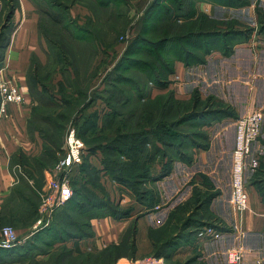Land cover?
Returning <instances> with one entry per match:
<instances>
[{
	"label": "rangeland",
	"instance_id": "374dc122",
	"mask_svg": "<svg viewBox=\"0 0 264 264\" xmlns=\"http://www.w3.org/2000/svg\"><path fill=\"white\" fill-rule=\"evenodd\" d=\"M22 1L0 0L2 71L5 50L16 23H20L24 16L28 18L31 15L27 7H22ZM29 1L34 5L31 13L36 12L37 23H40L42 44L28 71L31 76L27 75V80L30 79L31 84L35 85L33 87H36L32 89L30 81L28 82L34 97L28 129L34 137L45 135L56 138L61 147L55 158L50 155L53 154L52 151L48 150L36 155L20 153L13 160V168L21 178H30L28 175L31 176V171L24 167V163H27L38 175V181L45 182L43 170L37 168V159L43 154L46 160H51L48 167H53L65 154L62 147L71 127L76 129L77 135L87 146L82 163L72 173V187L77 195V202L57 207L49 217L44 218L39 212L43 186L39 192L38 216L36 215L34 229L53 225L55 230H51L52 239L62 230L71 232V235L80 231L90 232V217L92 214L98 215V210L104 208L102 203L106 207L100 213L115 212L119 216L123 215V219L134 215L137 204H141L146 210L161 208L157 181L169 175L174 163L178 161L192 165L195 153L206 145L208 147L211 142L210 126L222 119L215 120L210 112L221 102L215 97L201 98L202 101H197L198 106L190 108L188 102L194 93L190 98L182 99L173 92L175 88L170 87L173 83L172 73L179 61L177 58L203 55L201 49L205 46V41L209 40L205 39L199 45L200 48L188 47L192 53L184 50L183 43L177 46L167 42L158 48L154 46V42L179 32L173 21L180 22H177L179 25L192 22L193 17L179 16L181 10H177L175 0H104L101 4L105 9L101 7L100 0ZM55 1H61L67 6H60ZM193 1L196 5L194 10L206 15L201 22L206 23L208 29L211 28V19H214L213 23H218L221 34L229 29H236L245 31L248 36L251 35L250 38L261 34L264 36V27L261 26L264 23V4L260 0H249L248 5L227 8L215 7L214 5L219 4L215 0ZM155 2L154 10L148 15V10ZM199 2L214 4L206 7ZM187 11L188 7L183 9V12ZM248 27L254 29L252 33L246 32ZM219 44L222 42L215 47L221 48ZM172 70L174 71L168 73ZM4 72L3 77L6 78ZM13 78L6 79L18 83ZM43 85L48 86V92ZM171 94L176 101L182 103L172 101L168 112H165L162 106ZM213 103L216 104L212 105ZM193 111H202L208 115L198 112L200 116L197 118L181 120ZM143 133L147 134V141L150 143L143 140ZM260 139L261 137L259 141ZM106 146L109 149L103 153V147L107 149ZM111 148L116 150H110ZM138 156L143 160L139 166L137 163L132 164L134 157ZM90 172L93 178L89 176ZM145 174L147 177H143ZM197 176L201 184L209 185L206 177ZM194 182L195 180H191L189 184ZM251 183L259 189L264 186V154L259 158ZM197 187L194 186L192 195L185 202L171 209L165 228L150 230L152 251L136 258L133 244L135 230L131 227L127 229L122 241L104 248L107 251L105 255L108 256L103 260L100 259V253L96 254L98 260L81 262L82 258L78 259L84 257L81 253L78 256L74 254L72 260L65 264H118L117 258L125 261V264H151L153 261L156 264H208L202 243L221 239L230 227L209 209L210 201L217 192L212 191L211 187L207 190ZM34 199L33 197L31 200ZM19 202L17 199L10 202L13 210L21 206ZM65 212L71 214V219L64 216ZM82 212H86L87 216L82 215ZM17 214L18 212L15 216ZM40 219H43L41 223L38 222ZM70 220L75 225L71 226ZM5 225L15 227L10 221L3 222L1 226ZM214 232L220 233L217 239ZM18 235L19 242L13 247L4 248L5 250L19 249L21 245L27 244L29 236H21L19 232ZM61 239L60 233H57L56 240ZM183 245L190 247L185 248L184 252H177ZM73 247H77L75 239ZM47 249L43 245L42 250ZM115 250L119 254L110 262ZM90 254L94 255L87 253ZM39 259H46V256L41 255ZM255 261L256 259L251 262ZM0 264H3L1 260ZM46 264L55 262L47 261Z\"/></svg>",
	"mask_w": 264,
	"mask_h": 264
},
{
	"label": "crops",
	"instance_id": "0c3cea01",
	"mask_svg": "<svg viewBox=\"0 0 264 264\" xmlns=\"http://www.w3.org/2000/svg\"><path fill=\"white\" fill-rule=\"evenodd\" d=\"M200 3L206 7L214 4ZM260 3L264 4V0H260ZM214 6L228 7L221 4ZM22 7H27L31 15L28 18L24 16L20 23H16L4 57L5 77H15L18 80L26 100L23 104L10 103L8 113L0 117V232L3 222L10 221L21 236H29V239L27 244L21 245L19 249L1 248V263L46 264L47 261L50 262L53 253L63 251V248L73 255L88 252L94 255L100 254L107 245L122 241L127 229L131 227L135 230L133 244L136 258H139L143 253L153 249L150 230L165 228L171 209L185 202L192 195L194 186H198L197 189L207 190L211 187L212 191L217 192L210 201L209 209L230 227L221 239L202 243L201 247L208 264H230L227 251L240 248L245 262L262 259L264 264V196L260 189L251 183L259 158L264 154V122L260 141H257L254 151L246 158L245 181L249 200L247 211L239 212L235 208L232 189V162L237 120L240 116L252 112L264 113V36L262 34L235 44L231 54H224L214 48L206 55L203 62L190 64L182 60L176 62L175 71L172 73L173 83L170 87L175 88L173 92L178 98L188 99L194 92H198L201 98L213 96L229 105L235 114L224 117L210 126L211 142L207 148L199 149L195 153L192 165L178 161L174 163L169 175L157 181L161 208L146 210L144 206L137 204L134 215L129 219H115L112 216L91 218L92 235L79 239L55 240L49 252L43 254L38 251L39 254L29 256L28 245L31 244L36 249L43 248L42 236H47L52 231L46 227L34 229L38 216L39 192L46 184V170L49 167L40 169L45 176V182L42 183L38 181L36 178L38 175L26 165L27 163H24V167L31 171V176L28 175L30 178H21L13 168V160L20 153L41 154L45 147L44 139L38 135L32 136L28 129L34 97L28 86L27 75L33 55H38L37 51L40 52L42 34L36 12L31 13L34 11V5L29 0H23ZM165 91L167 90H163ZM197 175L206 177L209 185L201 184ZM191 180L195 182L190 185ZM31 197L35 199L31 200ZM16 199L20 201L21 206L13 210L10 202ZM16 212L18 214L15 216ZM74 239L77 242L75 248ZM189 247L190 245H183L177 252H184L185 248ZM41 255H45L46 259H39ZM96 259L98 260V257ZM118 259L116 263L118 261L120 264L121 261Z\"/></svg>",
	"mask_w": 264,
	"mask_h": 264
},
{
	"label": "built area",
	"instance_id": "2783aa9c",
	"mask_svg": "<svg viewBox=\"0 0 264 264\" xmlns=\"http://www.w3.org/2000/svg\"><path fill=\"white\" fill-rule=\"evenodd\" d=\"M0 117L8 113L10 103L22 104L26 96L19 84L3 77L0 69ZM264 113L252 112L240 116L237 120L235 147L232 162L233 204L239 212L249 209L248 192L246 189L245 169L246 158L252 153L254 146L261 137ZM63 153L59 161L46 170L47 181L42 191L39 212L43 217H49L57 207L64 205L73 196L72 173L82 163L87 153L85 142L77 135L76 129L71 127L66 136V143L62 147ZM59 154H61L59 152ZM43 218V219H44ZM40 219L38 222H42ZM264 219V215H263ZM48 224V223H46ZM264 228V223H263ZM217 239L220 233L214 232ZM15 227L5 225L0 232V248H10L19 242ZM230 264H263L262 259L247 263L242 250H230L227 254Z\"/></svg>",
	"mask_w": 264,
	"mask_h": 264
},
{
	"label": "trees",
	"instance_id": "16d2710c",
	"mask_svg": "<svg viewBox=\"0 0 264 264\" xmlns=\"http://www.w3.org/2000/svg\"><path fill=\"white\" fill-rule=\"evenodd\" d=\"M175 1H176V5H177V8H178L177 10H181L182 11V12L180 11V14L181 15H179V16L180 17H190V18L193 17L192 22L191 23H188V24H185V25H179V24H177L178 21H173V19H172L171 21H173V23L175 24V26L178 27L179 32L176 35H171V36H168V37H164L159 42H154V46L156 48H158L159 45L166 44L167 42L170 43V44L171 43L176 44L177 46H178V44L183 43L185 45L184 46V50H188L187 52L190 53L191 51H189V48L188 47H191V48H193V47L194 48L195 47L200 48L201 43H204L205 39L206 40H209V41H205V46L201 49L202 50L201 53H203V55L200 54L199 56H196L195 54H193L191 56L192 58L189 57V58H184V59L182 58L181 59L180 57H178L177 58L178 60H182V61H184V62H186L188 64H190V63L203 62V61H205L206 55L209 54L212 50H214V48L221 50L224 54H231L232 51H233V47H234L235 44H237L239 42L247 41L250 38V36H251V35L248 36L246 33H244L245 31L242 32L243 30L240 31V30H236V29L235 30L229 29L226 32L224 31L223 34H221V32L219 30L220 27H219L218 23H213V20L214 19L213 20L211 19V21H212L211 28L208 29L207 24L201 22L202 18H206V15H204L202 13H198V11H196V9L194 10V8H196L195 1H193V0H175ZM212 1H214V0H212ZM215 1H219L217 3H219L221 5L232 6V7H240V6L242 7V6L248 5L250 3L249 0H215ZM55 2H56V4H58L60 6H64V5L67 6V4H65V3L63 4L61 1H55ZM156 2L148 10V15L150 14L151 11L154 10L153 8L155 7ZM101 3H104V0H100V5H101L102 8L105 9V7H103L104 5H102ZM185 6L189 8V11L183 12V9L184 8L186 9ZM197 16L198 17L200 16L201 18H198ZM56 18H58V17H56ZM58 20H62V18H58ZM178 23H180V22H178ZM196 23H199V24H196ZM261 26L264 27V23H261ZM247 29L248 30L246 32H250V33L253 32L252 31L253 28L251 29L250 27H248ZM244 37H246V38L244 39ZM210 38H211V41H210ZM220 41L222 42L221 45L219 44L221 46V48L215 47ZM177 46H175V48ZM204 53H205V55H204ZM34 58H35V56L33 55L32 60ZM31 64H32V62H31ZM173 71L174 70L169 71L168 73L173 72ZM29 74L31 76V72H29L28 75ZM28 78H29V76H28ZM29 81H30V79L28 80V82ZM30 84H31V81H30ZM31 86L33 87L35 85L31 84ZM43 87L48 92V86L47 85H43ZM32 89H36V87H33ZM32 89L30 88L31 94H32ZM79 92L80 91L78 90V93ZM198 100H201V97H200V95H199L198 92H194L192 98L188 102L189 103V107L190 108H193V107L198 106L197 105L198 104L197 103ZM172 101L176 102L177 104L182 103L179 100L176 101L174 99V95L171 94L166 99V101L163 103V106L162 107L164 108V111L165 112H168V110L170 108V104H171ZM214 104H216V103H213L212 105H214ZM216 105H217V107L215 109H211L210 110V112H212L213 117H214L215 120H216V118L217 119L224 118V117H227V116H233L235 114L234 111L232 110V108L229 105H227V104H225L223 102H220V104H216ZM198 112H202V111H193L192 113L187 114L185 117H182L181 120H191L192 118H197L198 116H200V115H198V114H200ZM202 113L204 114V116L205 115H208V114H206L204 112H202ZM143 134H144L142 136L143 137V140L145 142H147V143H150V141H147V138H148L147 137V134L146 133H143ZM42 137L45 139V141H44V143H45L44 144L45 145L44 151L45 152H47V150H48V152L52 151L53 154H50V155L55 158L56 152L57 151H60L61 143L58 140H56V138H53V137H50V136H46L45 137V135H42ZM206 147H207V145L205 146V148ZM105 148H107V149H104V147H103V150H102L103 153H105L104 151H106V150L109 149V147H107V146ZM110 150H116V149L115 148H111ZM119 153H120V155H124L123 152H119ZM142 161L143 160L141 159V157H139V156L138 157H134V160L132 161V164L133 163L134 164L137 163V166H139ZM50 162H51V160L50 161L46 160V157H44L43 154H42L41 157L39 159H37V168H41V169L44 168V167L46 168V167H48L51 164ZM137 166H132V167L135 168ZM144 168H145V165H144ZM108 169L110 170L111 168L108 167ZM149 171H150V168H149ZM150 174H151V171H150ZM89 176L93 178V174L91 172L89 173ZM114 177L117 178L118 180L122 181V182H125L124 179H122V178H119V177H117L115 175H114ZM143 177H147V175L145 174ZM149 177H150V175L148 176V178ZM257 184L259 185V183H257ZM85 186L86 185H84V187ZM260 191L262 192V194L264 196V186L261 187ZM73 202H77V195L75 193H73V196L69 199L68 202H66L64 205H62V207L70 206V204H72ZM102 207H104V208L106 207L105 203H102ZM80 208H83V206H80ZM104 208L98 210V212H99L98 215L97 214H92L91 217H90L89 214H88V216L91 219V218H94V217H104L106 215H112V216L117 217V219H119V218L120 219H123V217H124L123 215L122 216H119L115 212L114 213H107V214H105L102 211L100 213V211L101 210H104ZM86 214H87L86 212H82V215H86ZM64 216L67 217V218H69V219H71V214L70 213L65 212L64 213ZM70 222H71V226L75 225V223H73V220H70ZM88 226L90 228V232H87L88 234L85 231H80L79 233H76L75 235H71V232H67V231L63 232V230L62 231H58L57 233H60V236H61L62 239H68V238H73V237L90 236V235H92V231H91V227H90L89 224H88ZM49 229L50 230H52V229L55 230L53 225L50 226ZM57 233L55 234L54 239H52L53 238L52 232L48 233L47 236H42V238H41L43 240L42 241V244L44 246H47L48 247V249L45 250V251L42 250L43 248H38L37 247V249H36L31 244H29L28 247H27L29 256H34L35 254H37L38 251L39 252H42V253L43 252H49L51 250V248H52L53 242L56 240ZM67 234H68V236H67ZM37 240H39V238ZM29 247H31V249H29ZM106 252L104 251L103 253H101V255H100L101 256V258H100L101 260H103L105 256H108V255H105ZM116 252H117V250H115L112 253L113 255L114 254L115 255H114L113 259L110 262L114 261L116 259V257L118 256L119 252L117 254H116ZM82 255H84V257H82V256L81 257H78V259H81L82 258L81 259V262L82 261L93 262V260H95L96 257H97L96 255H93V256L91 254L90 255H87V253L86 254L85 253L84 254L82 253ZM72 258H73V253H71L70 251H66L63 248V251L55 252V253H53L51 255L50 262H53L54 261L55 264H65V263L68 262V260H70V259L72 260ZM125 263H126L125 261H121L120 262V264H125ZM156 263L157 262H155V261L151 262V264H156Z\"/></svg>",
	"mask_w": 264,
	"mask_h": 264
}]
</instances>
